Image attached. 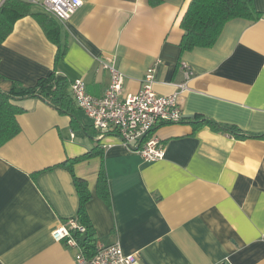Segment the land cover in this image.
<instances>
[{
    "label": "crops",
    "instance_id": "0c3cea01",
    "mask_svg": "<svg viewBox=\"0 0 264 264\" xmlns=\"http://www.w3.org/2000/svg\"><path fill=\"white\" fill-rule=\"evenodd\" d=\"M5 0H0V7ZM191 0H83L61 27L65 56L32 16L18 19L0 43V89L33 88L55 73L86 83L103 97L110 73H123V94H135L156 66L154 91H179L184 121L196 115L264 133V0L257 20L234 19L212 48L182 51L181 22ZM34 12L46 13L41 6ZM76 104V103H75ZM20 133L0 148V264H76V251L52 233L79 218L72 174L87 181V218L101 245L119 244L144 264H264V140H238L190 123L155 132L162 160L146 163L118 136L100 138L76 104L77 120L39 98L15 101ZM107 174V195L98 178Z\"/></svg>",
    "mask_w": 264,
    "mask_h": 264
},
{
    "label": "trees",
    "instance_id": "16d2710c",
    "mask_svg": "<svg viewBox=\"0 0 264 264\" xmlns=\"http://www.w3.org/2000/svg\"><path fill=\"white\" fill-rule=\"evenodd\" d=\"M29 15L37 20L50 41L59 46L56 61L62 59L66 54V47L62 48L60 45V25L46 13L34 12L33 5L25 0H5L0 7V43L4 42L12 33L18 19ZM259 18L260 14L255 9L254 0H191L181 22V27L184 30L181 49L182 51H192L196 48H212L228 22L234 19L257 20ZM69 88L70 84L65 78L52 73L40 79L33 88L22 87L17 83L9 93L0 89V148L21 131L17 116L24 110L15 105V101L39 98L61 114L71 116L75 122L77 120L76 102ZM180 123L192 124L195 131L202 127H209L214 132L226 134L238 140H264V133L245 132L235 125L218 123L201 115L194 116L191 121L182 120ZM164 125L170 124H162L153 132ZM96 154V151L93 150L80 158L69 160L60 165L72 174L74 185L79 194L80 208L77 220L86 228V233L77 235V238L81 241V247L87 255L93 254L98 244V238L87 218V205L92 195L87 181L75 174L74 165ZM98 187L100 194L107 195V174L104 167L99 174Z\"/></svg>",
    "mask_w": 264,
    "mask_h": 264
},
{
    "label": "built area",
    "instance_id": "2783aa9c",
    "mask_svg": "<svg viewBox=\"0 0 264 264\" xmlns=\"http://www.w3.org/2000/svg\"><path fill=\"white\" fill-rule=\"evenodd\" d=\"M41 6L48 16L65 23L82 7L83 0H25ZM110 73V85L103 97H94L83 80L71 85L72 96L79 109L92 120L100 138L116 135L130 151L141 156L146 163L164 159L165 148L154 129L162 124H176L184 120L180 96L188 90L187 81L194 76L186 68V81L178 85L179 91L169 96L154 91L156 66L150 67L142 88L135 94L124 95V75L113 61L101 60ZM86 228L77 219L62 223L53 233L54 240L76 251V264H144L139 254H126L119 244H97L95 252L87 255L77 235H84Z\"/></svg>",
    "mask_w": 264,
    "mask_h": 264
},
{
    "label": "rangeland",
    "instance_id": "374dc122",
    "mask_svg": "<svg viewBox=\"0 0 264 264\" xmlns=\"http://www.w3.org/2000/svg\"><path fill=\"white\" fill-rule=\"evenodd\" d=\"M34 8L36 9L37 7H35V5H33V10L35 11V9H34Z\"/></svg>",
    "mask_w": 264,
    "mask_h": 264
}]
</instances>
